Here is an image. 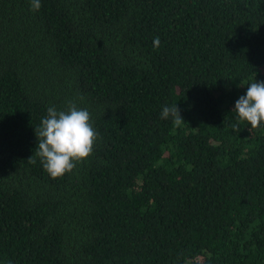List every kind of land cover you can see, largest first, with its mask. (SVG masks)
<instances>
[{
    "label": "trees",
    "instance_id": "trees-1",
    "mask_svg": "<svg viewBox=\"0 0 264 264\" xmlns=\"http://www.w3.org/2000/svg\"><path fill=\"white\" fill-rule=\"evenodd\" d=\"M40 5L0 0V264H264V125L234 112L264 0ZM69 101L98 138L53 179L35 129Z\"/></svg>",
    "mask_w": 264,
    "mask_h": 264
},
{
    "label": "clouds",
    "instance_id": "clouds-1",
    "mask_svg": "<svg viewBox=\"0 0 264 264\" xmlns=\"http://www.w3.org/2000/svg\"><path fill=\"white\" fill-rule=\"evenodd\" d=\"M30 3V10L40 9V0H30ZM154 45H159L158 37ZM234 112L253 129L264 125V81L255 80L247 86L246 94L235 102ZM169 117L176 127L185 122L177 104L163 107L161 119ZM35 133L39 138L36 155L41 158V164L53 179L70 173L77 163L92 155L98 138L91 123L90 112L86 108L77 107L74 101L68 102L67 111L49 107L47 116L42 118Z\"/></svg>",
    "mask_w": 264,
    "mask_h": 264
}]
</instances>
